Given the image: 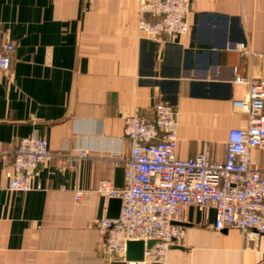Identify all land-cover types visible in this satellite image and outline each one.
Instances as JSON below:
<instances>
[{
    "label": "crops",
    "instance_id": "crops-1",
    "mask_svg": "<svg viewBox=\"0 0 264 264\" xmlns=\"http://www.w3.org/2000/svg\"><path fill=\"white\" fill-rule=\"evenodd\" d=\"M138 11L139 0H0L4 37L15 43L10 71H0V264H132L103 252L96 221L109 217L110 199L96 187L124 185V125L137 109L176 106L182 157L206 149L223 161L230 130L247 126L234 100L247 91L238 77L264 76V0H192L191 30L175 40L142 33ZM34 132L53 153L42 188L13 191L5 169ZM81 149L88 156L69 166ZM253 155L264 167L262 149ZM215 218L211 206L188 207L184 238L146 264H264V233L248 240L217 230Z\"/></svg>",
    "mask_w": 264,
    "mask_h": 264
},
{
    "label": "built area",
    "instance_id": "built-area-1",
    "mask_svg": "<svg viewBox=\"0 0 264 264\" xmlns=\"http://www.w3.org/2000/svg\"><path fill=\"white\" fill-rule=\"evenodd\" d=\"M191 8L192 0H139L138 28L151 37L166 35L175 40L191 30ZM234 46L243 54H258L243 42ZM14 50V41L4 37L0 24L1 72L10 71ZM237 80L246 84L247 91L234 100V107L246 115L248 124L230 130L223 161L211 159L206 149L189 157L178 154V111L170 102L156 103L151 116L137 109L126 117L124 134L131 141V154L125 159V183L116 187L111 180L102 179L96 187L106 200H122L118 217L96 221L109 262L165 261L168 249L184 238L185 228L178 222L190 206L213 207L217 230L237 228L248 240L264 233V167L253 155L260 148L264 156V76ZM67 156L69 166L75 167L88 151L81 149ZM52 157L45 137L36 132L21 137L5 169L9 188L41 189L40 167ZM75 191L77 198L85 192ZM151 239L156 242L146 246L143 260L126 258L128 241L144 240L147 245Z\"/></svg>",
    "mask_w": 264,
    "mask_h": 264
},
{
    "label": "water",
    "instance_id": "water-1",
    "mask_svg": "<svg viewBox=\"0 0 264 264\" xmlns=\"http://www.w3.org/2000/svg\"><path fill=\"white\" fill-rule=\"evenodd\" d=\"M122 200L119 197L110 198V206L108 216L115 218L118 217L121 210ZM179 224H184L183 221H179ZM156 242L155 239L147 241V245L144 240H130L127 243L126 258L128 260H143L146 246L150 248Z\"/></svg>",
    "mask_w": 264,
    "mask_h": 264
}]
</instances>
